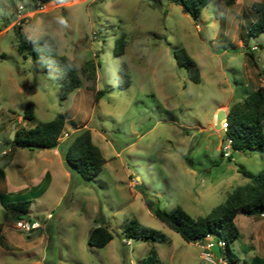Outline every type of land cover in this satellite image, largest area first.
<instances>
[{
    "label": "rangeland",
    "instance_id": "obj_1",
    "mask_svg": "<svg viewBox=\"0 0 264 264\" xmlns=\"http://www.w3.org/2000/svg\"><path fill=\"white\" fill-rule=\"evenodd\" d=\"M261 2L211 0L193 21L169 0H62L34 11L29 0H0V194L25 202L29 189L50 174L47 189L27 198L34 227H19L27 220L0 204V264H146L151 250L157 264L221 263L216 246L186 243L152 211L180 207L203 217L248 182L239 166L252 174L264 169V151L221 157L223 140L213 128L217 106L227 114L231 104L264 86V32L248 35L257 18L252 4ZM17 27L27 38L53 37L59 54L75 63L81 88L61 101L56 77L36 72L18 54ZM121 36L125 54L115 56ZM179 47L197 63L199 83L177 66L172 52ZM121 63L129 69L128 86L117 77ZM99 91L104 94L95 99ZM27 104L34 107L31 121L22 119ZM57 114L66 122L56 149L5 144L11 132ZM83 130L105 159L90 180L63 161L70 140ZM132 220L160 238H126ZM235 224L234 264L264 259V216L238 214ZM96 227L112 234L104 248L87 245Z\"/></svg>",
    "mask_w": 264,
    "mask_h": 264
},
{
    "label": "trees",
    "instance_id": "obj_2",
    "mask_svg": "<svg viewBox=\"0 0 264 264\" xmlns=\"http://www.w3.org/2000/svg\"><path fill=\"white\" fill-rule=\"evenodd\" d=\"M61 1L29 0V6L31 11H34L45 4ZM169 1L179 6L184 14L195 21L211 0ZM251 8L257 18L250 24L248 35L257 37L264 32V3H253ZM15 36L18 54L23 59L29 58L36 72L51 73L56 77L61 101L66 100L74 90L81 88L82 80L75 63L67 56L59 54L58 44L53 37L43 35L38 38H27L19 27L15 29ZM125 46V39L121 36L114 43V55H124ZM172 54L177 66L185 70L188 80L199 83L201 80L199 67L187 51L179 47L173 50ZM245 54L254 60L252 52H245ZM86 68H89L91 73L88 78L94 79L95 69L92 63H87ZM117 77L124 82V86L130 84L129 69L125 63L118 66ZM103 94V91L97 92L95 99H99ZM33 118L34 107L27 104L22 119L31 121ZM65 121L66 118L63 114H57L48 122L36 124L30 128L20 127L15 130L13 141L7 137L4 142L13 149H56ZM226 125V136L223 139L231 141L230 151H264V86L258 87L243 100L228 107ZM220 154L222 157L221 152ZM230 156L231 153L228 157L230 158ZM63 161L69 169L77 172L84 180L96 177L105 165V159L100 149L92 142L89 130L80 131L70 140L63 153ZM238 172L248 182L233 188L222 204L212 208L203 217L193 218L180 207L170 213L154 209L152 214L167 228L177 233L186 243L202 242L207 238H214L215 243L223 242L224 253L220 248H217L218 252L225 257L228 264H234L237 258L231 253L230 246L240 236L239 228L235 224L236 216L238 214L247 217L264 216V169L257 174H252L239 166ZM49 181L50 175L46 172L41 184L31 187L23 196L25 202L16 203L10 201L9 197L0 194V204L5 209L13 210L19 220L24 217V220L32 223L31 218L27 216L30 206V201L27 198H38L47 189ZM39 186L40 188H38ZM124 235L128 239H141L148 242H154L160 238L158 232L143 227L137 220H132L126 225ZM111 240L112 234L107 228L96 227L88 235L87 245L104 248ZM145 261L146 264H157L156 252L151 250ZM250 264H264V259L254 257Z\"/></svg>",
    "mask_w": 264,
    "mask_h": 264
},
{
    "label": "built area",
    "instance_id": "obj_3",
    "mask_svg": "<svg viewBox=\"0 0 264 264\" xmlns=\"http://www.w3.org/2000/svg\"><path fill=\"white\" fill-rule=\"evenodd\" d=\"M225 121H223L220 124V128L224 131H226L227 125H226V119H224ZM230 145H231V141L229 139H223V143L221 144L220 147V152L224 153L227 157L230 155ZM3 155L5 154V152H1ZM18 226L21 228H25V229H30L32 227H34V224H30L29 222L26 223H18ZM206 241V246L205 249L206 250H211L214 246H216L217 248H220L222 250V252L224 253V243L223 242H218V243H212L208 241V238L205 240ZM221 263L220 264H228V262L226 261L225 257L223 255H221ZM211 262V261H210Z\"/></svg>",
    "mask_w": 264,
    "mask_h": 264
},
{
    "label": "water",
    "instance_id": "obj_4",
    "mask_svg": "<svg viewBox=\"0 0 264 264\" xmlns=\"http://www.w3.org/2000/svg\"><path fill=\"white\" fill-rule=\"evenodd\" d=\"M226 119V113L222 110L218 111L215 115V119H214V130H217V133L219 135V138L221 140H223V138L226 136V131L222 130L220 128V122L221 120ZM9 140L13 141L14 140V132H11L10 136H9Z\"/></svg>",
    "mask_w": 264,
    "mask_h": 264
},
{
    "label": "crops",
    "instance_id": "obj_5",
    "mask_svg": "<svg viewBox=\"0 0 264 264\" xmlns=\"http://www.w3.org/2000/svg\"><path fill=\"white\" fill-rule=\"evenodd\" d=\"M222 107L219 105V106H217L216 107V109H215V112H214V115H213V118H215V115H216V113L219 111V109H221ZM66 122V121H65ZM57 154V153H56ZM58 155V154H57ZM47 173H49V172H47ZM50 175V174H49Z\"/></svg>",
    "mask_w": 264,
    "mask_h": 264
}]
</instances>
